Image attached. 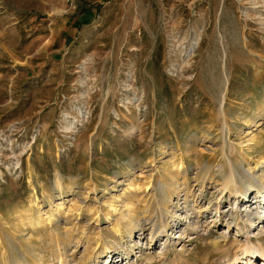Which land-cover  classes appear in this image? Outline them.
<instances>
[{"label": "rangeland", "instance_id": "374dc122", "mask_svg": "<svg viewBox=\"0 0 264 264\" xmlns=\"http://www.w3.org/2000/svg\"><path fill=\"white\" fill-rule=\"evenodd\" d=\"M74 1L0 0V130H24L21 142L38 130L27 152L0 150L4 170L9 152L22 159L20 176L9 168L0 180V264H264L257 192L236 199L220 188L227 156L246 168L264 155V0H113L121 24L103 10L78 38L88 46L41 107L55 108L46 131L25 100L50 86L54 18ZM79 108L73 132L61 131ZM157 200L175 226L150 244ZM251 203L260 217L245 215Z\"/></svg>", "mask_w": 264, "mask_h": 264}, {"label": "crops", "instance_id": "0c3cea01", "mask_svg": "<svg viewBox=\"0 0 264 264\" xmlns=\"http://www.w3.org/2000/svg\"><path fill=\"white\" fill-rule=\"evenodd\" d=\"M113 3V0H75L72 3V10L67 15H58L55 17V21L60 20L58 29L61 31L60 34L54 37L52 42L53 50H56L59 55L57 58L52 57L55 70L51 75V82L49 87H39L36 88L33 92L27 93V97L25 103L27 105L24 113L29 116H37L38 119L43 121L42 126L46 131L50 127L51 121L55 115V108L50 107L48 112H45V108H41L46 100L51 99L54 96V92L58 91L60 85H62L64 80V73H66V68L64 65H71L72 61L82 55L84 50L86 49V44L82 41H78V38H82L83 40H87V35L90 33L89 27L94 24L95 21H99L100 17L103 21L105 17L103 16V10L116 9V14L112 16L107 15V20H112L114 24L117 26L121 24L120 21V12L119 5ZM115 6V7H114ZM115 13V11L113 12ZM120 21V22H119ZM98 35V31L96 32ZM79 39V40H80ZM88 46V44H87ZM114 47L118 46L117 39L114 40ZM229 68V66H228ZM59 73V75H57ZM229 76L231 71L228 70ZM230 87V81L228 84V91ZM32 91V90H31ZM228 98L227 86L225 88ZM223 91V92H224ZM222 94V93H221Z\"/></svg>", "mask_w": 264, "mask_h": 264}, {"label": "bare ground", "instance_id": "6f19581e", "mask_svg": "<svg viewBox=\"0 0 264 264\" xmlns=\"http://www.w3.org/2000/svg\"><path fill=\"white\" fill-rule=\"evenodd\" d=\"M196 43H193V45H195ZM195 47L193 46L191 48V50H194ZM191 52V51H190ZM226 54V53H225ZM83 63H89L88 61H86V59L83 61ZM83 71H85V69H83ZM191 79V78H190ZM83 84H86V80H82ZM85 90V92H81L80 97H84L88 94V91ZM87 98V97H86ZM85 98V99H86ZM84 100V99H83ZM223 105H222V109L221 112L223 113L222 115H224V117H226V121H225V127H223V131L225 132V134L227 133V131H230V127L228 124V120H227V110L226 108H224V104L226 102V94L223 95ZM82 109V108H81ZM89 112V111H88ZM264 112V107L261 106L258 109V114L262 115V113ZM69 114V115H68ZM67 116H70V113L66 114ZM75 116V115H74ZM263 116V115H262ZM74 120H71V124H67L65 125V129L72 130V124L74 123ZM261 119L258 121H251L252 125H259L260 124ZM223 144H225L223 142ZM222 144V145H223ZM225 147V146H224ZM225 150L223 149V152ZM245 152V151H244ZM244 155H242L243 159H246V157H248V155L246 153H244ZM24 153V152H23ZM26 153V152H25ZM227 163H226V167L227 169H225V164L221 167V174H223V178L221 180L220 183V188L222 192H228L231 193L233 196L236 197V199L238 198H246L247 195H249L251 192L256 191L259 198H257L256 200L253 201L254 202H260L263 203V207H264V155L260 156L258 159H256V161L253 164L248 165V167H242V165H239L237 162H235L232 158L227 156ZM183 168L182 165H177V169L178 172ZM204 172V171H203ZM167 180H169V178L167 177L166 173H165V178L163 179V181H159V187H160V191L162 192V194H166L168 195V191L170 189V185L168 184ZM174 181V180H173ZM203 181V180H202ZM176 182V181H175ZM58 184H60L59 181H57ZM157 190V193L158 191ZM159 191V192H160ZM158 197V196H157ZM158 199V198H157ZM258 200V201H257ZM163 201V200H161ZM160 200H157L156 203L153 206L149 205L147 207V212L149 213L150 216L153 217L154 215V210L156 209L157 212H159V210H162V213L165 212V207L162 204L163 202H161ZM248 201V200H245ZM166 202V201H165ZM130 204V203H129ZM128 204V205H129ZM251 204H249L248 206H250V208L246 207L245 208V215L249 216V217H253L254 215V209H256V206L254 208L251 209ZM127 207V206H126ZM154 209V210H153ZM259 209V208H258ZM257 211V210H256ZM255 211V212H256ZM263 212V211H262ZM122 214V213H121ZM127 214V213H126ZM122 215V218H124V220L127 222L126 223V228L129 227H136L138 225V221H129L128 217L129 214H127V216ZM158 214V213H157ZM259 217L262 215V213H260L259 211H257L256 213ZM255 214V216H256ZM237 215V220H236V224L239 225V218L241 216L240 211L239 213H236ZM264 216V215H262ZM264 218V217H263ZM152 220V218L150 219V221ZM264 220V219H262ZM261 220V221H262ZM250 223L255 226L256 224V219L255 218H251V220H249ZM229 223H231V221L228 220ZM160 225H162V227L160 228ZM236 225V226H237ZM174 226L170 224V222L168 221V218L166 217V215L163 213V217H160L157 221H155L152 225H151V233H150V237L148 239L149 243H155L159 237L161 236H167L168 235H173L174 232ZM115 230L116 232L120 233V229L116 227L115 225ZM122 234V233H120ZM165 243V242H164ZM213 244L216 245H220V241H214ZM105 249H108L109 251H112L111 246L110 245H106ZM264 250V249H263ZM245 251H250L249 248H245ZM110 253V252H109ZM262 255H264V253H262ZM238 257H235L234 259H236ZM233 259V258H232Z\"/></svg>", "mask_w": 264, "mask_h": 264}, {"label": "built area", "instance_id": "2783aa9c", "mask_svg": "<svg viewBox=\"0 0 264 264\" xmlns=\"http://www.w3.org/2000/svg\"><path fill=\"white\" fill-rule=\"evenodd\" d=\"M81 106H83V105H80V107ZM84 107V106H83ZM85 108L84 109H78V114H75V116L73 115V114H71L69 117L67 116V115H65V113H64V117H65V119L67 120V123H68V121L70 120V119H75L74 120V123L72 124V125H74L75 126V123H77L78 124V120H79V118H78V115L80 116H85ZM87 112H88V110H87ZM69 115V114H68ZM81 119V118H80ZM63 126V128L61 127L60 128V130L61 131H64V132H70V133H72L73 132V128H72V130H70V131H67V129H65V125L63 124L62 125ZM73 126V127H74ZM13 130H15V133H18L19 135H16V136H12V132H13ZM16 128L15 127H12V129H10L9 131L7 130V129H5V130H0V150H3L4 152H8L7 150L9 149V150H11L12 148H13V146H15V145H17V143H20V144H22L23 146H25V147H22V149L20 150L21 151V153L23 152V151H26L27 152V150H29L30 148H31V146H32V144H33V142H35L34 140L36 139L35 137L37 136V134H38V130L37 129H33V132H32V134H30V136L31 137H33L32 139H27V138H24V140L21 142L20 140V137L19 136H21V131H24V130H21V129H19L18 131L19 132H16ZM7 131L8 132H10V133H8L7 134ZM9 137V139H7ZM8 143L9 145H11V146H8V145H6L5 143ZM63 147V146H62ZM61 149V148H60ZM62 150H64V148H62ZM9 156L10 157H12L10 160H9V163H8V165H6L4 168H5V170L6 171H8V169H9V172L10 173H13L14 172V174H16V176H20L21 175V172H19V169L21 168V163H22V159H21V157L20 156H15V154H12L11 152H9ZM13 159H16V160H13ZM19 160V163H17L16 164V161H18ZM5 170L0 166V180H4V178H1V177H4V174L6 173L5 172Z\"/></svg>", "mask_w": 264, "mask_h": 264}]
</instances>
